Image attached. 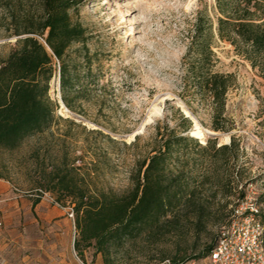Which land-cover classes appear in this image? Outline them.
Segmentation results:
<instances>
[{
    "label": "rangeland",
    "instance_id": "obj_1",
    "mask_svg": "<svg viewBox=\"0 0 264 264\" xmlns=\"http://www.w3.org/2000/svg\"><path fill=\"white\" fill-rule=\"evenodd\" d=\"M39 4L0 0V59L16 48L15 33L25 29V18L37 15ZM200 11L214 28L215 0H82L70 10L71 22L85 33L67 51L70 107L62 102L53 58L48 127L16 150H0V264H171L189 257L194 260L188 263L205 264L198 257L242 199L252 200L264 221V78L214 33V70L234 78L225 108L231 130L214 132L209 111L196 103L195 117L180 97L183 57ZM178 110L193 116L189 135L198 129L202 146L209 139L216 147L228 144L234 135L237 148L223 156L192 147L180 162L173 157L169 168L181 177L183 194L194 193L192 202L160 228L112 247L106 261L93 247L79 256L70 199L57 202L56 192L35 188H51L55 175L70 178L76 169L77 182L89 193L127 192L157 129L179 126Z\"/></svg>",
    "mask_w": 264,
    "mask_h": 264
},
{
    "label": "trees",
    "instance_id": "obj_2",
    "mask_svg": "<svg viewBox=\"0 0 264 264\" xmlns=\"http://www.w3.org/2000/svg\"><path fill=\"white\" fill-rule=\"evenodd\" d=\"M81 1L39 0L40 11L25 18V29L15 33L20 37L16 48L5 59H0V150H16L25 138L48 127L52 107L47 93L54 73L53 58L59 65L62 102L70 107L68 91L73 77L67 51L72 44L82 42L85 33L80 25L71 22L69 12ZM215 11L214 28L205 11L197 13L191 41L183 57L180 97L195 117H198L196 103L209 111L214 132H229L226 96L234 85V78L214 70L212 39L216 33L220 40L229 42L264 78V2L215 0ZM179 118L178 127L172 128L166 123L163 131L157 129L150 155L139 164L131 176V188L123 194L97 190L89 193L77 182L76 169H72L74 175L70 178L62 173L55 175L50 180L51 188H35L56 192L57 202L70 199L78 233L74 249L79 256L82 257L84 248L93 247L106 261L112 247L122 246L144 231L160 228L162 221L170 222L169 218L175 217L182 204L192 202L194 193L184 195L181 177L173 176L169 168L173 157L180 162V156L192 147L202 152L213 150L223 156L237 148L234 135L228 144L216 147L215 140L209 139L202 146L189 135L192 119L182 112ZM0 179H3L1 170ZM240 197L243 198V194ZM37 203L35 200L34 204ZM218 236L199 259L208 258ZM191 260L194 259L173 260L171 264H187Z\"/></svg>",
    "mask_w": 264,
    "mask_h": 264
},
{
    "label": "built area",
    "instance_id": "obj_3",
    "mask_svg": "<svg viewBox=\"0 0 264 264\" xmlns=\"http://www.w3.org/2000/svg\"><path fill=\"white\" fill-rule=\"evenodd\" d=\"M259 214L252 200L242 199L231 220L221 228L205 264H264V222Z\"/></svg>",
    "mask_w": 264,
    "mask_h": 264
},
{
    "label": "bare ground",
    "instance_id": "obj_4",
    "mask_svg": "<svg viewBox=\"0 0 264 264\" xmlns=\"http://www.w3.org/2000/svg\"><path fill=\"white\" fill-rule=\"evenodd\" d=\"M192 136H194L197 139H203L202 133L198 129L192 132Z\"/></svg>",
    "mask_w": 264,
    "mask_h": 264
},
{
    "label": "water",
    "instance_id": "obj_5",
    "mask_svg": "<svg viewBox=\"0 0 264 264\" xmlns=\"http://www.w3.org/2000/svg\"><path fill=\"white\" fill-rule=\"evenodd\" d=\"M186 117H188V118H191L192 119V115L189 113V112H186V113H183ZM209 135H212V136H216V134L215 133H208Z\"/></svg>",
    "mask_w": 264,
    "mask_h": 264
}]
</instances>
